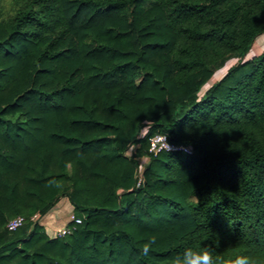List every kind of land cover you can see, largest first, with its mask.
Listing matches in <instances>:
<instances>
[{
	"label": "trees",
	"instance_id": "obj_1",
	"mask_svg": "<svg viewBox=\"0 0 264 264\" xmlns=\"http://www.w3.org/2000/svg\"><path fill=\"white\" fill-rule=\"evenodd\" d=\"M262 35L264 0H0V264H264Z\"/></svg>",
	"mask_w": 264,
	"mask_h": 264
},
{
	"label": "built area",
	"instance_id": "obj_2",
	"mask_svg": "<svg viewBox=\"0 0 264 264\" xmlns=\"http://www.w3.org/2000/svg\"><path fill=\"white\" fill-rule=\"evenodd\" d=\"M149 151L158 154L161 151H169V152H184L188 154L193 153V149L191 146L186 145V144H180V143H173L169 140L168 136L163 133H157L154 134L151 139H150V145H149ZM144 164H142L141 168L139 169V172L142 175V168ZM142 181V177L140 178V182ZM38 219H41V216L39 214H34L31 217V220L37 221ZM26 222V218L23 215H17L7 222V228L11 231H15L19 229L24 223ZM82 222V219L78 216L75 215L74 212H71L69 215V220L65 227L62 229L57 230V236H64L66 234H70L73 229L75 228L76 224H79ZM70 223H73L70 224Z\"/></svg>",
	"mask_w": 264,
	"mask_h": 264
},
{
	"label": "rangeland",
	"instance_id": "obj_3",
	"mask_svg": "<svg viewBox=\"0 0 264 264\" xmlns=\"http://www.w3.org/2000/svg\"><path fill=\"white\" fill-rule=\"evenodd\" d=\"M263 50H264V35L260 36L258 40L255 42L253 50L249 53V57L257 55L261 53ZM236 63H237V58H232L229 61H227V63H225L223 66L219 67V69L217 70L215 75L212 77V79L203 86L201 94L204 93V91L208 89V87L212 83H214L216 80L222 77L230 66ZM146 131H147V126L144 125L141 128L139 136L140 137L144 136ZM139 146H140V143L131 144L127 150V153L129 155L134 154ZM139 161H140V168H141L142 164H144V166L146 165V163L149 161V158L147 156L140 157ZM48 213L49 212H47L44 216L41 217L40 224L43 226L44 231L47 233V235L50 238H55L57 236V230L65 227L68 221L65 223L62 220H56V219L52 220V218H49L50 216L48 217Z\"/></svg>",
	"mask_w": 264,
	"mask_h": 264
},
{
	"label": "clouds",
	"instance_id": "obj_4",
	"mask_svg": "<svg viewBox=\"0 0 264 264\" xmlns=\"http://www.w3.org/2000/svg\"><path fill=\"white\" fill-rule=\"evenodd\" d=\"M174 264H217V258H214L207 251L188 252L183 260L175 258ZM233 264H257V261L248 257H237Z\"/></svg>",
	"mask_w": 264,
	"mask_h": 264
},
{
	"label": "crops",
	"instance_id": "obj_5",
	"mask_svg": "<svg viewBox=\"0 0 264 264\" xmlns=\"http://www.w3.org/2000/svg\"><path fill=\"white\" fill-rule=\"evenodd\" d=\"M249 57V54L247 58ZM73 212V206L68 197H62L56 205L49 211L48 217L52 220H62L65 223L69 220V215Z\"/></svg>",
	"mask_w": 264,
	"mask_h": 264
}]
</instances>
